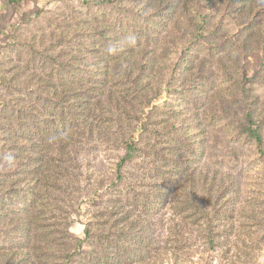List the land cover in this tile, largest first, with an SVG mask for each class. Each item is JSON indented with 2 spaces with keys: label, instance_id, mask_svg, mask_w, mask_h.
<instances>
[{
  "label": "rangeland",
  "instance_id": "374dc122",
  "mask_svg": "<svg viewBox=\"0 0 264 264\" xmlns=\"http://www.w3.org/2000/svg\"><path fill=\"white\" fill-rule=\"evenodd\" d=\"M103 2L0 0V264H264V0Z\"/></svg>",
  "mask_w": 264,
  "mask_h": 264
},
{
  "label": "trees",
  "instance_id": "16d2710c",
  "mask_svg": "<svg viewBox=\"0 0 264 264\" xmlns=\"http://www.w3.org/2000/svg\"><path fill=\"white\" fill-rule=\"evenodd\" d=\"M107 2H103V3H105V4H110V3H112V2H110L111 0H106ZM166 4H167V2H166ZM165 5V3H163L162 4V6H164ZM90 27L92 28V25H90ZM102 28H104V27H102ZM92 29H95V28H92ZM93 31H95V30H93ZM98 33V32H97ZM97 33H96V31H95V35H97ZM92 34H94V33H92ZM114 36H117V38H115V41H121V37L118 35V34H116V35H114ZM137 40H136V42L137 43H139V39L138 38H136ZM94 43H101L103 46H105L104 48H106V47H108L110 44V42H107L106 41V39H104L102 36H100V34H99V42H95L94 40H92ZM116 43L117 42H114V45H115V47H116ZM202 44L203 45H207L206 43H203L202 42ZM119 47H122L121 46V44H119ZM263 47H264V45H263ZM137 54V53H136ZM138 54H139V52H138ZM139 56V55H138ZM99 58V57H98ZM138 60H139V62L140 63H142L143 64V60L144 59H140V56L138 57ZM99 63H100V65L101 64H103L104 63V61H102V60H100L99 59ZM134 62H131L130 60H129V67H128V69L129 70H131V71H133L132 70V65H135L136 63H134ZM143 69V67H141L140 68V70H142ZM126 77H129V73L126 75ZM76 98V97H75ZM77 99V98H76ZM78 100H80V99H78ZM121 101H123V99L121 100ZM121 101H116V102H121ZM72 102H76V101H72ZM113 102H115V101H113ZM67 107H66V109H65V112L63 113V115H68V110H70L71 111V109H70V106L72 105V103L68 100L67 102ZM109 103H112V102H110L109 101ZM119 103L118 104H115L114 105V103L111 105V107H112V109H111V111L113 110V108L114 107H116V106H118L119 105ZM100 105V103L97 105V107ZM104 107V106H103ZM102 106H99V109L100 108H103ZM81 114H83V113H81ZM69 116V115H68ZM81 115H78V116H76V115H70L69 117H70V120H69V122H70V124L71 125H74V126H76L77 127V125L78 124H81L80 123V121L81 120H83V117H80ZM117 116V119L121 122L122 121V119H123V116L124 115H122V114H119V115H116ZM115 117V116H114ZM66 118V117H65ZM124 121V120H123ZM121 125V124H120ZM120 128L122 129V127H118L117 128V133H114L115 135H116V137L117 138H124V133H122V132H120ZM100 133V132H99ZM101 134V133H100ZM248 134L250 135V137H252V138H254L256 141H257V143H259L260 142V137H259V134H258V131L257 130H255V129H253L252 127H250L249 128V130H248ZM74 136L73 135H68L67 137H65L64 139H63V141L65 142V145L63 146V147H61L59 150H57V152H55V151H52V154L50 155V157H49V159L51 160V162H45L44 160H43V157H41V156H39V154L36 156V164L32 167L33 168V170H34V174H36V173H38L40 170H42V167L45 169L44 171H45V174H46V181L44 182L45 183V185H46V188H47V186L49 187V184L52 186V185H54V186H56V185H58V184H60V180H58V178L57 177H55V176H57L56 175V173H57V171L55 170V166H54V162H58V160H62V159H64V160H66L67 159V157L69 156V151H68V149H69V147L71 146V141H70V139H72ZM52 138L53 139H58V136H56V133L52 136ZM121 138V139H122ZM132 141V140H131ZM128 142H126V144H127ZM128 147H127V155H126V157L125 158H127V157H129V156H131L132 154H133V152H134V149H133V145H132V142H131V144H128L127 145ZM124 158V159H125ZM53 164V165H52ZM60 168V167H59ZM61 170V172H63V173H65L62 169H60ZM65 171H67L68 172V169H67V167H66V169H65ZM35 177H37V178H34V177H32V181H30L29 183H28V185H31L32 187H33V185L34 184H37L39 181H40V178L38 177V176H35ZM27 185V186H28ZM42 188V186H38L37 188H36V190H38V189H41ZM43 189H45V187L43 188ZM34 200H36V199H34ZM28 264H35L34 262H31L30 260L28 261Z\"/></svg>",
  "mask_w": 264,
  "mask_h": 264
}]
</instances>
